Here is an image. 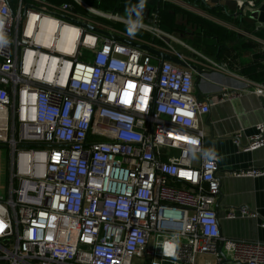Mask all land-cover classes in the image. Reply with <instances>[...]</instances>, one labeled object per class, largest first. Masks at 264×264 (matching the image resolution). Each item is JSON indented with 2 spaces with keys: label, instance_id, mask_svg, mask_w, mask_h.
<instances>
[{
  "label": "built area",
  "instance_id": "1",
  "mask_svg": "<svg viewBox=\"0 0 264 264\" xmlns=\"http://www.w3.org/2000/svg\"><path fill=\"white\" fill-rule=\"evenodd\" d=\"M79 22L187 62L155 21L85 0H0V264H264V242L225 237L214 210L219 165L202 118L226 95L198 101L190 70ZM243 92L264 96V84L244 79ZM253 128L244 143L241 130L232 136L244 152L264 146V113Z\"/></svg>",
  "mask_w": 264,
  "mask_h": 264
},
{
  "label": "crops",
  "instance_id": "2",
  "mask_svg": "<svg viewBox=\"0 0 264 264\" xmlns=\"http://www.w3.org/2000/svg\"><path fill=\"white\" fill-rule=\"evenodd\" d=\"M169 1L192 14L223 27L234 35L232 40L223 41L225 45L234 49V60L226 61V63L217 62L218 65L224 64L226 70L213 67L208 61L209 59L213 61V56L204 54L202 49H197L195 46L184 51L175 46L174 49L183 54L189 64L200 69V72L192 71L193 84L196 83V86L193 85V94L198 95L200 101L205 102L213 96H222V94H225L227 98L226 101L215 106L213 110L210 109L202 118L205 139L209 137L213 128H219V126L223 128L221 135L207 141L204 139L206 154L216 157L219 165L221 201L217 216L221 233L229 239L264 242V229L260 227V222L264 220V176L235 177L231 175L232 171H239L247 167H264V146L244 152L232 142L233 134L241 130L243 133L241 141L244 143L246 137L253 133L254 125L263 118L264 96H258L251 92H243L240 96L235 95L243 87L244 79H246L240 74V68L253 62L255 54L264 53V0L192 1L207 4L209 7L218 6L215 15L209 14L189 0ZM180 4L184 5L181 6ZM90 18L105 27H108L105 24L107 20L122 23L96 16ZM123 18L125 17L123 16ZM177 22L186 24L180 15L177 16ZM187 29H189V33L183 35L177 32L174 35L178 34V38H186L190 43H193L194 26L188 24ZM151 38L157 39L152 36ZM159 42H154V44L164 46L163 41L159 40ZM261 61L264 64V59ZM254 82L264 84V79ZM238 126L242 128L231 131ZM218 198L219 196L216 200ZM241 207H245L249 213H254L255 216L248 214L237 215L231 219L226 218L227 211Z\"/></svg>",
  "mask_w": 264,
  "mask_h": 264
},
{
  "label": "trees",
  "instance_id": "3",
  "mask_svg": "<svg viewBox=\"0 0 264 264\" xmlns=\"http://www.w3.org/2000/svg\"><path fill=\"white\" fill-rule=\"evenodd\" d=\"M53 4L63 3L69 0H47ZM90 6L103 11L105 13L124 16L126 9L144 10L145 18L136 17L134 20L144 23H152L155 21L156 26L169 34L180 33L186 34L188 24L194 26V42L193 45L197 49H202L206 55L213 56L216 62L233 61L235 52L232 47H228L223 43L224 40H232L234 35L223 27L201 18L195 14L186 11L167 0H85ZM209 14L215 15L218 6L209 7L204 3L192 2ZM196 1V0H194ZM143 5V6H141ZM219 13V11H218ZM180 15L185 23H178L177 16ZM226 18V17H223ZM105 24L117 29L131 37L141 41L160 43L159 40L151 38L144 30L113 21H105ZM203 40V41H202ZM215 57V58H214ZM264 53L255 54L253 62L246 64L240 68V74L250 81H260L264 79Z\"/></svg>",
  "mask_w": 264,
  "mask_h": 264
},
{
  "label": "water",
  "instance_id": "4",
  "mask_svg": "<svg viewBox=\"0 0 264 264\" xmlns=\"http://www.w3.org/2000/svg\"><path fill=\"white\" fill-rule=\"evenodd\" d=\"M124 17L128 18V19H131V20L135 19L136 17L145 18V11L144 10H140V9L139 10L126 9ZM79 24L82 27H84L85 29H87V30H89L91 32H94L96 34L103 35V36L108 37V38H110L112 40H115V41L130 45L132 47H135V48H138V49H141V50H144V51L154 55L155 57H157L161 62L162 61H169V62L174 63V64H176V65H178L180 67L186 68V69L190 70L191 72L195 71V70L197 72H200V69H198L195 65H191L188 62H185V61H182V60L178 59L172 52L158 50V49L154 48L150 43H145V42L144 43H140V42L131 40L129 38L121 37L120 35L111 33V32H109L107 30H104V29H101L99 27H96V26H94V25H92L90 23L88 24V23H84V22H79ZM194 86H196V83H194ZM197 96L198 95H195L196 99L198 101H200ZM213 102H214V104H212L210 106L211 110H213L215 108V106H217L218 104L221 103V102H219V103L217 102L216 103V99L215 98H214ZM216 127H218V126H216ZM241 128H242L241 126H238V127H235L233 129H231V131H236V130H239ZM222 129L223 128L221 126H219V128H215V129L213 128L212 131H211V134L205 140L207 141L208 139H213L216 136L221 135L223 133ZM217 196H219V198L216 200L215 205H214V210H215L216 215H218V211H219V208H220V201H221L220 189L218 191ZM220 232H221V229H220Z\"/></svg>",
  "mask_w": 264,
  "mask_h": 264
},
{
  "label": "rangeland",
  "instance_id": "5",
  "mask_svg": "<svg viewBox=\"0 0 264 264\" xmlns=\"http://www.w3.org/2000/svg\"><path fill=\"white\" fill-rule=\"evenodd\" d=\"M167 1H169V0H167ZM181 6H183L184 4H180ZM185 6H187V5H185ZM185 8V7H184ZM187 9V8H186ZM183 20V19H182ZM184 21V20H183ZM184 23V22H183ZM158 29L161 31V32H165V31H163V30H161L159 27H158ZM188 31H189V29H188ZM187 31V32H188ZM166 33V32H165ZM189 33V32H188ZM169 34V33H168ZM171 35L173 36V38H174V40L173 41H171V43H172V45H173V47L175 46L176 48H178V49H180L181 51H184L185 49H189L190 47H192V46H194L193 45V43H190V41L188 40V39H186V38H183V39H180V38H178L177 36H178V34L177 35H174V34H172L171 33ZM180 45V46H179ZM174 47V48H175ZM214 61V60H213ZM5 184H3V187H5L4 186Z\"/></svg>",
  "mask_w": 264,
  "mask_h": 264
},
{
  "label": "clouds",
  "instance_id": "6",
  "mask_svg": "<svg viewBox=\"0 0 264 264\" xmlns=\"http://www.w3.org/2000/svg\"><path fill=\"white\" fill-rule=\"evenodd\" d=\"M141 6H143V5H141Z\"/></svg>",
  "mask_w": 264,
  "mask_h": 264
}]
</instances>
